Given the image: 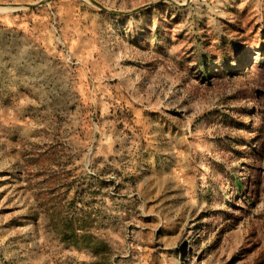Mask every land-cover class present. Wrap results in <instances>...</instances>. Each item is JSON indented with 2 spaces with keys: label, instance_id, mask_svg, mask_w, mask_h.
Returning <instances> with one entry per match:
<instances>
[{
  "label": "rangeland",
  "instance_id": "374dc122",
  "mask_svg": "<svg viewBox=\"0 0 264 264\" xmlns=\"http://www.w3.org/2000/svg\"><path fill=\"white\" fill-rule=\"evenodd\" d=\"M82 218L110 264H264V0H0V264H92Z\"/></svg>",
  "mask_w": 264,
  "mask_h": 264
},
{
  "label": "trees",
  "instance_id": "16d2710c",
  "mask_svg": "<svg viewBox=\"0 0 264 264\" xmlns=\"http://www.w3.org/2000/svg\"><path fill=\"white\" fill-rule=\"evenodd\" d=\"M80 223L76 224L74 220H67L59 229L62 239L70 242L75 249L92 250V264H110V248L105 240L96 235L88 228V219H79Z\"/></svg>",
  "mask_w": 264,
  "mask_h": 264
},
{
  "label": "water",
  "instance_id": "95a60500",
  "mask_svg": "<svg viewBox=\"0 0 264 264\" xmlns=\"http://www.w3.org/2000/svg\"><path fill=\"white\" fill-rule=\"evenodd\" d=\"M42 2H38L36 4H33V5H9L10 7H25V6H37V5H40ZM2 6H5V5H2Z\"/></svg>",
  "mask_w": 264,
  "mask_h": 264
}]
</instances>
